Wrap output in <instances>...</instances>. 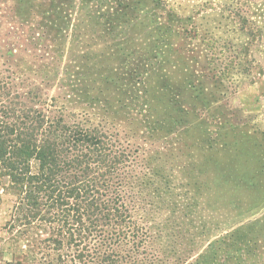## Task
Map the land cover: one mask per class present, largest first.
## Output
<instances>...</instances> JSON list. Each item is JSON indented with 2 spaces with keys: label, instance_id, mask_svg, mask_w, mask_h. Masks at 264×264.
Masks as SVG:
<instances>
[{
  "label": "trees",
  "instance_id": "obj_1",
  "mask_svg": "<svg viewBox=\"0 0 264 264\" xmlns=\"http://www.w3.org/2000/svg\"><path fill=\"white\" fill-rule=\"evenodd\" d=\"M10 1L0 263L264 264V131L227 105L264 76V14L227 8L247 39L232 52L164 0ZM189 132L211 176L178 206L163 152ZM212 184L229 208L213 228Z\"/></svg>",
  "mask_w": 264,
  "mask_h": 264
},
{
  "label": "rangeland",
  "instance_id": "obj_2",
  "mask_svg": "<svg viewBox=\"0 0 264 264\" xmlns=\"http://www.w3.org/2000/svg\"><path fill=\"white\" fill-rule=\"evenodd\" d=\"M164 1L170 4L184 5L186 6L185 8H187L186 12L192 10L196 12L195 17L198 19L197 22L202 28L201 32L210 35V37L217 42L218 46H223L222 44L225 43L226 48L230 49L232 52L239 49L241 50L246 44L247 39L239 31V27L228 14L227 8L235 13L243 11L248 18L252 17L251 19L253 21L257 20L258 17L255 18L256 15L262 16L264 14V0ZM191 6H193V8ZM11 9L12 3L10 0H0V48L3 47L6 49L8 30L14 28L12 31H15L16 28V24H14L15 20L13 21L12 19L13 15ZM18 32H21V30L18 29ZM255 40L253 45H251V49L256 51V59L264 66V57L258 53L264 51V36L262 39L256 38ZM247 82L248 81L243 82L234 94L230 96L227 105L229 109L233 110L235 113H240H237L238 117L235 118V121L239 122L242 126L241 128H245L243 130L247 132V134H250L252 130L264 131V76L256 81L254 85L249 86ZM54 92L55 90H51L49 94H55ZM195 136V132H189L182 136V141L177 144L178 147L176 150H173V152L172 150H165V152H163L164 156L168 154L170 157L164 160V166L168 169L164 176L170 180L171 188L174 186L172 188L173 194L179 195L176 199L178 206L184 205L186 198L197 191V188H193L191 189V193L186 185L187 182H191V180L195 178H199L198 180L202 182L211 176V173H206L201 167L200 163L205 161L203 160L204 157H202L203 152H200V150L194 151L192 144ZM169 146L172 145L170 144ZM217 192L218 191L212 184V228L217 221L226 220L229 214V208L225 203L217 201ZM207 196L211 197V195ZM202 201L203 199L199 200V202ZM202 205L204 206V204ZM204 216L207 217V211H202V215H198L200 218Z\"/></svg>",
  "mask_w": 264,
  "mask_h": 264
}]
</instances>
